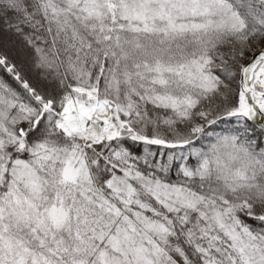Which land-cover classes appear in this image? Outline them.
I'll use <instances>...</instances> for the list:
<instances>
[{"label": "snow or ice", "instance_id": "1", "mask_svg": "<svg viewBox=\"0 0 264 264\" xmlns=\"http://www.w3.org/2000/svg\"><path fill=\"white\" fill-rule=\"evenodd\" d=\"M0 264H264V0H0Z\"/></svg>", "mask_w": 264, "mask_h": 264}]
</instances>
